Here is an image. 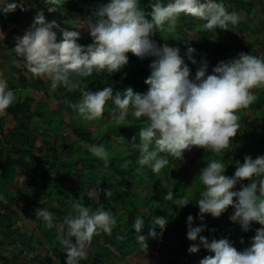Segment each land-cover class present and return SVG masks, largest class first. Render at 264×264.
<instances>
[{
    "label": "clouds",
    "instance_id": "1",
    "mask_svg": "<svg viewBox=\"0 0 264 264\" xmlns=\"http://www.w3.org/2000/svg\"><path fill=\"white\" fill-rule=\"evenodd\" d=\"M50 4L49 13L57 11L65 0H46ZM140 0H108L96 9L93 16L82 22L92 43L87 46L78 43L81 33L75 29L61 28L56 20L47 21L43 12H38L23 35L16 37L12 51L22 58L31 78L51 81V88L58 86L68 90L79 88L83 78L101 73L119 72L128 63V53L144 59L152 57L150 74L144 83L146 93H134L127 88L123 95H113L110 86L97 91L80 89L82 99L71 107L85 121H99L104 114L106 103L113 105L111 119L116 124L127 125L129 114L136 120L145 119L140 127L139 143L132 148L138 151L137 163L140 168L149 167L159 174L171 156L174 161H182L185 150L193 146L211 153L229 149L232 138L240 125L237 123V110L247 109L255 100L254 89L264 88V59L240 52L236 58L221 61L206 75V63L190 79V70L181 56L179 47L167 43L157 45L151 37L165 28L172 31L177 18L183 14L202 20L207 30L228 29L240 22L236 12H229L222 0H150L151 11L141 9ZM17 8L26 11L22 0H0V14L14 12ZM150 17V19L146 18ZM250 19V18H249ZM57 33L60 34L59 41ZM4 38L0 32V39ZM187 44L188 41H184ZM195 49L186 47L184 56L193 64ZM16 92L0 78V117L8 115L7 109L16 102ZM95 157L108 166L109 156L103 145H84ZM232 177L226 176L225 165L211 159L203 167L197 178L203 185L196 206L198 219L204 214L219 217L231 206L234 209L229 217L238 222L244 232L250 230L252 222L258 223L255 235L248 246L237 251L228 239H213L211 242L201 235L205 226H193V216L187 217L186 237L197 242L189 246V253H197L201 247L212 255L200 259L199 264H264V156L252 159L245 156L241 164L236 161ZM249 180L239 191L231 189L238 181ZM89 199H99V193L88 191ZM105 198L112 195L105 190ZM235 197V201L234 198ZM164 200L181 209L191 200L189 195L174 198L167 190ZM0 202H5L0 195ZM74 214L65 217L66 236L59 237L66 253L65 264H81L87 259V247L92 237L100 232L111 234L116 220L108 210L97 208L92 211L82 203L73 205ZM36 218L42 219L45 226L53 227L54 215L47 208H37ZM161 229L166 219L153 217ZM133 228L135 240L145 251L146 237L142 234L144 220L137 216ZM155 227L148 229L149 237H156ZM75 240V243H73ZM241 243L244 241L241 239Z\"/></svg>",
    "mask_w": 264,
    "mask_h": 264
},
{
    "label": "trees",
    "instance_id": "2",
    "mask_svg": "<svg viewBox=\"0 0 264 264\" xmlns=\"http://www.w3.org/2000/svg\"><path fill=\"white\" fill-rule=\"evenodd\" d=\"M28 1L31 2V5L25 4L26 11L17 8L14 12L0 14V16L2 15L1 19L8 20L15 25L23 24L32 21L38 12H43L47 21L56 20L61 28L79 31L81 35L78 43L84 46L92 43V41L87 30L80 28L82 22L89 18L94 19L93 14L96 9L108 2V0H65L63 6L58 7L57 11L49 13L47 8L51 5L46 3V0ZM222 3L229 12H236V9H239L244 16L246 15L243 5L248 6L247 12L249 14L247 16L254 11L252 0L251 2L250 0H222ZM139 6L146 14L151 11L150 0H140ZM259 11L264 12V9ZM146 18L150 19V17ZM263 19L262 23L264 24ZM195 20L200 22L198 29L202 31V34L194 38L183 34L181 26H189ZM246 20H249V18H246ZM203 22L192 16L181 14L177 18L174 30L168 31L165 28L151 37L157 45L167 43L169 46L180 48V54L190 70V79L195 78L196 71L204 63L207 66L206 75L211 74L212 68L219 62L236 58L240 52L250 54L249 47L253 45L251 43L247 48H242L241 42L232 43L229 49L226 46L217 44L218 40L229 37L231 34L236 35L240 40L249 31L246 22L240 20L237 25H229V28L224 30L219 28L207 30L203 28ZM209 34L212 37L208 36ZM59 39L60 34L57 33V40L59 41ZM5 40L2 43L0 42V50H6L7 41L5 43ZM184 41H188L187 44ZM187 46L195 49L192 54L196 61L195 64L184 56ZM127 55L128 63L119 72L110 75L93 73L92 76L83 78L79 88L75 90H68L61 86V89H57V92H49L47 89H49L48 86L50 87L51 81L45 82L40 78H27L24 75L27 70L23 69L21 71L22 74L18 78V88L26 91L30 87L31 96H25L22 100L18 99L7 109V116L11 119L6 127V133L3 129L6 116L0 118V160H3L0 170V195L5 198V202H0V227L9 228L14 226L17 229L16 231L29 237V250L32 253V258L29 260L24 259L22 253L10 256H2L0 253V264H65L66 253L62 249L63 246L59 242V237L66 236L67 225L64 223V219L74 214L73 205L76 203H82L84 206L90 207L92 211L97 208L108 210L116 220V225L110 235L100 232L92 237L91 243L87 247V259L82 261L81 264H89L92 260H97L96 264H114L108 262L105 256V252L109 253V251L117 254V257L125 262L124 264H127L126 258L130 254L143 251L135 240L137 233L133 228V223L137 216L144 220L142 234L146 237L147 249L145 251L149 252L155 241H159L163 248L166 246L165 251H161L159 254L156 253V255L151 254V258L146 264H155V262L158 264H199L200 259L212 255L203 247L197 253L187 251L191 244L197 243L199 240L198 237L197 242H193L186 237L187 217L189 215L193 216L194 227L201 224L205 226V230L201 235L206 237L209 242L213 239L226 238L237 251H241L248 246L246 243L247 235H251V238L255 235L253 227H257L259 224L252 222L250 230L244 232L238 222H232L229 219L234 212L231 206L219 217L204 214L203 221L199 220L197 218L199 209L195 203L200 198L199 193L203 190V185L199 182L198 175L189 178L187 172L179 165L174 166L169 171L173 161L171 156L169 157L164 153L160 155L166 156L169 163L162 171H164V174L170 173V191L173 192L174 198L189 195L191 202L178 212L177 206L172 204V201L163 199L166 194L162 193L161 189L158 191L161 193L160 196H157L158 199L155 198L157 186L161 183L159 181L161 175L160 173H153L147 166L140 168L137 163L139 153L132 148L133 144L140 142L138 132L140 127L145 124L144 118L136 120L129 114L127 125L116 124L111 119V113L114 110L113 105L110 102L106 103L103 117L99 121H93L96 122L95 125L99 130L87 144L103 145L109 156L108 166L105 167L103 161L93 156L86 147H81L82 135H85L87 128L82 124L83 119L78 112L71 107V105L79 103L82 99L81 88L94 92L110 86L113 95L118 92L123 95L129 87L133 89L134 93L144 94L147 92L148 86L144 81L150 74L149 64L153 58L140 59L131 53ZM15 57L18 61L23 62L16 54ZM36 84L41 88H38ZM34 87L38 90L46 89L43 98L37 100L32 97ZM63 102H67V113L64 110L58 113L54 104L61 105ZM33 104L34 107L31 108ZM237 116V123L241 129H238L237 134L232 138L229 149L222 150L220 153H211L202 148H197L192 156H189L191 150H185L188 153L185 156L190 159L189 163L193 162L194 164L196 160L199 162L198 174L209 160L216 159L225 165L224 174L232 177L236 169V161H240L242 164L246 155L253 160L259 156H264V88L259 89L255 100L247 109L237 110ZM254 116L263 124V128L259 131L258 126L253 123L249 126V122L258 121ZM66 119L68 122L64 127ZM37 120L42 122L40 129ZM21 129L31 132L30 136L26 135L24 137L27 143L14 145L11 140L15 135L20 134ZM66 129L71 135L65 132ZM78 130L79 133H77ZM50 134L54 135L55 142L53 145L49 143ZM66 134L68 138L70 137L67 144L64 142V135ZM31 137L41 138L46 147L40 146L37 154H34ZM58 141H60V145L57 144ZM64 155H70V157L62 158ZM73 157H77V159L73 160ZM33 165L38 167L45 165L54 172L53 180L59 181L60 184H48L37 170L29 173ZM17 169H26L28 172L24 174V179L22 178L21 182L24 191L8 193L6 190L8 182L6 180L10 179V183H12L18 177L19 171ZM6 176H8L7 179ZM1 177L4 179L1 180ZM66 177L74 178V181L82 178L86 183L76 185L71 180L64 185L63 182ZM249 182V180L238 181L231 190L239 191L242 186H246ZM144 183H147V185L144 186ZM106 189L112 192V195L107 198L104 195ZM88 191L99 193V199L90 200L87 195ZM40 192H42L44 200L42 204L36 200ZM233 199L235 201V197ZM26 200L30 202L22 204ZM19 202L21 203L19 204ZM150 205L152 208L149 209ZM44 207L55 217L52 228L46 227L42 219L35 216V210ZM5 213L14 216L21 225H15ZM184 213V221L175 229L173 234L171 226L174 217L184 215ZM153 217L166 219L167 223L162 233L161 229L156 227ZM4 219L7 220V223L3 222ZM150 227H155L154 230L157 235L154 238L148 236ZM0 236L3 237V235ZM174 239L178 241L175 246L172 243ZM241 239L244 241L243 244ZM73 243H75V240H73ZM37 249L38 252L36 253ZM20 255L23 259L19 258Z\"/></svg>",
    "mask_w": 264,
    "mask_h": 264
},
{
    "label": "rangeland",
    "instance_id": "3",
    "mask_svg": "<svg viewBox=\"0 0 264 264\" xmlns=\"http://www.w3.org/2000/svg\"><path fill=\"white\" fill-rule=\"evenodd\" d=\"M252 1L254 2V7H253L254 11H253V13H250L249 16H247L249 14V12H247L248 11V6L243 5V9L245 10L244 13H245L246 16H244V14H242L241 10L236 9V13L241 18L240 20L243 21V22H246V25L249 27V31L247 32V34L245 36H243L242 38H240V40H239V38L236 35L231 34L229 37H226V38H224L222 40H218L217 44L226 46V47H228L230 49V44H232V43L234 44V43L241 42L242 48H247L249 44L253 43V45H251L249 47L250 54L254 55V56H257V57H259L261 59H264V24L262 23V18H264V16H263L264 12L263 11H259L260 9H264V0H259V1L252 0ZM250 2H251V0H250ZM246 18H250V19L246 20ZM32 21L29 24H27L24 29H21V28L14 29L13 31H16L14 33L17 34L16 37L23 35V31L26 30L30 26ZM199 23H200L199 21L195 20V22L193 24H190L189 26H184V25L181 26L182 27L181 28L182 33L187 35V36H190L192 38L200 36L202 34V31L198 29V24ZM203 23H205V22H203ZM199 26H200V24H199ZM15 34H13V36ZM208 36L212 37L211 34H209ZM16 37L15 36L14 37L7 36L6 40H5V43L7 41L6 45L11 44L13 40L16 41ZM214 38H216V37H214ZM0 41L3 42V39H0ZM15 41H14V43H15ZM14 46H15V44H14ZM8 52H9L8 54L6 52H4L5 54L3 56H5V59L7 58L8 60L10 59V60L13 61L14 59H13L12 51L9 50ZM18 66L21 69L25 68L24 67V63H22V62H21V64H18ZM14 71H15L14 73H11L10 70L9 71L6 70V71H4V72H6V74L3 75V79L6 78L8 82H10V78H11L12 79L11 81H13V83H12L13 85H15V78L17 79L18 76L19 77L21 76L20 75L21 73L16 68H14ZM8 72H10L14 77L12 78V75H10ZM27 75H28V77L31 76L30 73H28ZM43 80L45 82H50V80H45V79H43ZM36 86L38 88H41L37 84H36ZM29 88H27L26 91H23L22 89H19V92L16 93V97H17L16 99L17 100L18 99L22 100L25 96L26 97L31 96L30 95L31 94V92H30L31 89H29ZM38 88L34 87L33 88L34 93L32 94V97L34 99H37V100L43 98V96L45 94V90H46V89L45 90L44 89L38 90ZM48 88L49 89H47V91H49V92H54V91L57 92V89L58 90H59V88L61 89V86H58L56 89H52L51 86L50 87L48 86ZM253 91H254V94H255V97H256L257 94H258L259 89H254ZM51 102H54V101H51ZM54 105H55V108L57 109L58 113L62 112L63 110H64L65 113H67L66 112V110H67V102H63V103H61V105H56V104H54ZM32 107H34V106H31V108ZM254 118L256 120H258L256 116H254ZM10 119L11 118L9 116L5 117V124H4V128H3L5 130V133L7 131L6 127L8 126V124L10 122ZM36 122L38 123L39 129H40V127L42 126V122L40 120H37ZM67 122H68V120L66 119V122L64 123V127L66 126ZM81 122L87 128L85 135H82L83 141L80 143L81 147H85L84 145H86L88 143V141L91 140L93 135H95L96 132L99 129L95 125L96 122L85 121V120H83ZM249 123H250L249 126L252 125L251 123H253L254 125L258 126L257 127L258 131L263 128V124H262V122L260 120L255 121V122H249ZM39 131L42 132L41 130H39ZM83 131H85V130L83 129ZM65 132L70 134L68 129H66ZM30 133L31 132H29V131H25V130L21 129L20 130V134L15 135V137H13L11 141L13 142L14 145H19V144L24 145V144L27 143V141H26V139L24 137L26 135L30 136ZM77 133H79V130H78ZM77 135H80V134H77ZM49 136H50L49 143H50V145H53L54 142H55L54 141V135L50 134ZM31 138H32V140H31L32 145L34 146L33 153L37 154V152L39 150L38 148L40 146L43 147L45 145L43 144L41 138H39V137H37V138L31 137ZM69 138H68L67 134L64 135V142L66 144H67V141L69 142V140H70ZM57 144L60 145V141H58ZM196 150H197V147H194V149L191 148V153H189L190 154L189 156H192V153H194ZM186 154L188 155L187 152H184V158H183L182 161H174L173 158L171 157L173 163H172L169 171L172 170L174 166L179 165V166L183 167L185 172H187L188 177L191 178L194 175H198V164H199V162L196 160L194 162V164H193V162L189 163L190 159H189V157L185 156ZM67 157H70V155H64L62 158H67ZM75 159H77V157H73V160H75ZM2 162H3V160H0V170H1ZM17 170L19 171L18 172V177H16L12 183H10L11 182L10 179L6 180L8 182L6 184V190H7L8 193L24 191V188H22L21 182L24 179L23 178L24 174H26L28 172H27L26 169H17ZM36 170H37V172H39L41 174L42 178H44L47 181L48 184H51V185H59L60 184L59 181L53 180L54 179L53 178L54 172L49 170L45 165H42V166H39V167L36 166V165H33V166H31V169H30L29 173H33V171L35 172ZM160 175H161V177L159 178V181L161 183H159V186H157V188H158L157 189V193L154 195L156 199H158L157 196L159 197L160 194H161V193L158 192L160 189L162 190V193H164V194H167V190L170 191V183H169L170 173L168 172L167 174H164V171L161 170ZM7 177L8 176H6V179H7ZM3 179L4 178H2L1 180H3ZM71 180L74 181V178L66 177L65 181L63 182V184L66 185L68 183V181H71ZM6 181H1V182H6ZM74 182H75L76 185H81L83 183H86L84 181V179H82V178L81 179H77V180L75 179ZM146 185H147V183H144V186H146ZM3 188H4V186H3ZM188 193H189V190H188ZM42 196H43L42 192H40V193H38V196L36 197V200L39 203H41V204L44 202ZM29 202H30L29 200H26L24 203L22 202V204H27ZM20 203L21 202H19V204ZM7 205L10 206L9 204H7ZM148 208L150 209V208H152V206L150 205ZM181 209L183 210L184 207L181 208ZM181 209H178V212H180ZM5 215H8L9 219L15 225H17V226L21 225L18 221H16L14 216L9 215V213H5ZM184 219H185V213H184V215H177V216L174 217V220L172 221V226H171V228H173L172 229V233L173 234H174L175 229L180 226V224L184 221ZM3 222L7 223V220L4 219ZM257 227H260V225H258ZM257 227L254 226L253 230H255ZM16 230L17 229L14 226L9 227V228L0 227V235H3V237L0 236V253H1L2 256H10L12 254H20V253H22V255L24 256V259L29 260V259L32 258V253L29 250L30 238L27 237V236H23L21 232L16 231ZM172 238H173V236L171 237V239ZM250 239H251V235H247V237H246V243L247 244L249 243ZM172 243L175 246L178 243V241L176 239H174ZM165 250H166V246H164V248H163L162 244L159 241H155V242H153V248L149 252H147V251H138L137 253L130 254L126 258V263L127 264H146L148 262V260L151 258V254L152 255H156V253L159 254L161 251H165ZM37 252H38V249H37L36 253ZM87 252H88V250H87ZM105 256L107 257L108 262H112L114 264H124L125 263V262H122L119 259V257H117V254L113 253L112 251H109V253L105 252ZM19 258L23 259V257H21V255H20ZM96 262H98V261L97 260H92L89 264H96ZM155 264H158V263L155 262Z\"/></svg>",
    "mask_w": 264,
    "mask_h": 264
},
{
    "label": "crops",
    "instance_id": "4",
    "mask_svg": "<svg viewBox=\"0 0 264 264\" xmlns=\"http://www.w3.org/2000/svg\"><path fill=\"white\" fill-rule=\"evenodd\" d=\"M22 3L25 5V4H30L31 5V2L30 1H28V0H22ZM2 16V15H1ZM1 16H0V32H3V34H4V38H3V40H5L6 39V37L7 36H9V37H16V35L17 34H15L14 32H16V31H13L14 29H17V28H21V29H24L25 28V26L27 25V24H29L30 22H25V23H23V24H14V23H12V22H9L8 20H2L1 19ZM25 31V30H24ZM23 31V32H24ZM13 34H15L14 36H13ZM14 41L15 40H13L12 41V43L11 44H9V45H6L5 47H6V50H0V78H3V75L4 74H6V72H4V71H6V70H10V72L11 73H14L15 71H14V68H16L20 73H21V71L23 70V69H26V68H20L19 66H18V64H21V62L22 61H18L17 60V58L15 57V54H14V52L12 51V48L14 47ZM1 42V41H0ZM2 43V42H1ZM9 50H11L12 51V54H13V61L12 60H8L7 58L5 59V56H3L5 53L4 52H6L7 54L9 53L8 51ZM22 59V58H21ZM23 63V62H22ZM10 72H8L10 75H12ZM24 73H26V72H24ZM22 74V73H21ZM20 74V75H21ZM28 74V73H27ZM27 74H24L25 76H27L28 77V75ZM8 75V74H7ZM14 76L12 75V78H13ZM18 78H19V76H18ZM18 78L16 79L15 78V85H13L12 83H13V81H11L12 79L10 78V82H8L7 81V79L6 78H4V80L7 82V84H8V87L10 88V89H12V90H14L16 93H18L19 92V83H18ZM28 78H31V76L30 77H28ZM30 89V88H29ZM16 101H17V99H16ZM32 106H34V104L32 105ZM33 108V107H32Z\"/></svg>",
    "mask_w": 264,
    "mask_h": 264
}]
</instances>
